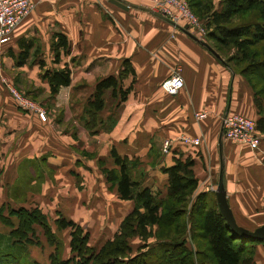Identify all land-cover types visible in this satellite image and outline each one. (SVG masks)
Wrapping results in <instances>:
<instances>
[{"label": "crops", "instance_id": "0c3cea01", "mask_svg": "<svg viewBox=\"0 0 264 264\" xmlns=\"http://www.w3.org/2000/svg\"><path fill=\"white\" fill-rule=\"evenodd\" d=\"M120 1L129 8L121 9L109 0H33V11L13 30L9 43L29 46L23 62L17 56L24 45L10 50L14 60L7 63L17 71L15 86L26 99L40 101L48 109L46 121L23 110L28 122L12 127L7 107L12 97L2 84L3 215L8 217V209L24 208L40 209L45 216L46 207L57 206L53 222L71 221L88 232L96 221L104 230L99 236L103 245L134 207L132 201L119 199L115 186V191L108 190L105 171L118 169L110 156L114 148L120 157L138 161L142 185L159 197L168 188V176L161 169L178 159L190 160L197 181L193 198L202 193L215 197L221 180L236 223L248 230L258 228L252 223L264 216V129L257 124L264 114L258 111L251 86L226 62L228 57L214 49L206 28L198 37L185 24L179 25L207 43L218 57L155 16V0ZM214 6L220 9L219 0H214ZM57 34L65 36L68 51L56 61L52 43ZM229 51L231 57L234 50ZM64 68L70 71L69 84L51 94L46 73ZM176 69L184 86L170 96L160 86ZM108 77L117 82L115 96L111 89L104 91V108L95 127H89L87 104L97 82ZM120 89L127 90L123 102ZM197 113L203 117L197 118ZM227 114L255 123L260 140L256 150L223 137L222 119ZM23 132L11 145L14 134ZM182 138L197 139L199 145L185 144ZM164 141L170 144L166 153L161 149ZM26 181L24 195L37 191L29 196L34 204L28 205L27 198L18 202L11 195L27 186ZM14 218L10 217L13 223ZM0 227L4 233L1 222ZM188 247L194 248L190 240ZM253 247L252 263L264 264V242Z\"/></svg>", "mask_w": 264, "mask_h": 264}, {"label": "trees", "instance_id": "16d2710c", "mask_svg": "<svg viewBox=\"0 0 264 264\" xmlns=\"http://www.w3.org/2000/svg\"><path fill=\"white\" fill-rule=\"evenodd\" d=\"M186 1L191 11L205 21V28L209 30L206 37L211 40L214 49L222 54L234 50V54L226 62L239 68L252 88L258 111L264 114V47L263 52L256 48L264 41V0H219V10L214 9V0ZM237 16L241 21L234 24ZM22 45L23 42L20 46ZM22 49L17 56L20 62L27 58L29 46ZM52 51L56 61L61 52L67 53L65 36H55ZM123 72H128L126 63ZM69 76L68 68L47 72L51 94L59 87L67 86ZM116 87L117 82L112 77L97 82L92 100L87 104L89 127H95L97 114L104 108V91L111 89L114 97ZM126 94L127 90L120 89V102L125 101ZM257 126L260 130L264 129V118L258 121ZM110 156L118 169L106 170V179L112 187L115 186L119 199L133 202V209L124 217L114 237L97 251L88 246V235L73 222L58 220L56 223L59 229H71L70 247L72 253L77 252L78 257L52 259L50 264H253V245L264 241L247 240L232 233L216 203L212 207L207 206V194H199L183 210L179 206L183 197L186 202L191 200L197 188L190 160L178 159L172 166L161 169L168 176V188L167 193L159 197L142 185L143 174L137 169L138 161L120 157L114 148L111 149ZM182 211L185 215L182 213L181 217L179 214ZM10 217L17 219V226L13 225ZM181 218L185 219L182 221ZM0 222L12 229L6 235L8 249L0 247V261H4V264H21L11 254V238L30 244L26 235L34 233V225L49 232L46 218L38 209H8V217H5L3 208H0ZM153 227L164 228L166 239H157L156 243L143 247L145 252L128 257L131 253L128 239L138 235L146 242L154 236L151 232ZM155 236L158 237V233ZM3 240L4 236L0 235V244ZM189 240L194 249L188 247ZM199 240L200 244L197 242ZM29 264L36 263L29 261Z\"/></svg>", "mask_w": 264, "mask_h": 264}, {"label": "rangeland", "instance_id": "374dc122", "mask_svg": "<svg viewBox=\"0 0 264 264\" xmlns=\"http://www.w3.org/2000/svg\"><path fill=\"white\" fill-rule=\"evenodd\" d=\"M185 2L188 4V2L186 0H185ZM153 9H154L153 10L154 12L159 13V11H158L157 7H155V5L153 6ZM197 18L201 21L202 27H203V25L205 27V21L201 20L199 17H197ZM240 21L241 20H239V17L237 16V18L234 21V24H238V23H240ZM21 43H22L21 41L20 42L17 41L16 43L10 42L7 45L0 44V94L3 91L2 84L4 85V82H6L7 84L10 85V83H11L10 87L13 90L17 91V94L20 96V98L24 102L25 101L27 102V104H25L24 102L19 101L17 98L14 99L12 93L9 91L12 99H11L10 105H8L7 107L11 110V119L10 120H11L12 127L14 126L13 124H16V123L23 124L25 122H28L26 116L22 117V115H21V113L23 114V110H31L32 112H34L36 114H37L36 110H40V111L44 112V114L46 116L45 112L48 109V108L45 109L43 107L44 105L40 101L35 102L34 100L26 99V94L21 92L18 89V87L16 88V86H15V83H14L16 81L15 73L17 71L15 69H13L12 67H10L7 62L9 60H14V56L11 55L10 50H17L20 47ZM263 47H264V41L262 43H260L256 48H258V50L263 52V50H262ZM224 54H225L224 56L229 57L230 51L227 53H224ZM237 70H239V68H237ZM9 76L11 77L12 82L9 81V78H8ZM1 104H2V97L0 95V119L2 117V106H1ZM41 105H43L42 106L43 108L41 107ZM29 106H32V107H29ZM22 134H25V133L23 132V133L14 134V138L11 139V145H13V143L15 142L17 137L21 136ZM2 137H3L2 133H0V142L2 140ZM1 150H2V145H0V157L3 156L1 154ZM0 159H2V158H0ZM26 184H27V186H23L22 189H19V188L16 189L14 192H12L11 195L18 202H24L25 199L27 198L26 203H28V205H30L32 203L34 204L35 201L31 200V198H33V197H31L29 199V196H31L32 194H36L37 191H34V189H32L31 191H28V193H26L24 195V191L27 190L29 182L26 181ZM108 188H109L108 190H110V191H115V190H113L114 187H112L111 185L108 186ZM53 191H55V190H52V193H53ZM192 199H194V198L192 197L191 200H189L187 202H186V198L183 197L181 199L182 203H180L179 206L182 208V210L186 206H189L191 204ZM205 199L207 200V206L208 207H212L216 203V199L213 196H209V197L207 196ZM216 205H217V203H216ZM58 208L59 207H57V206H50V208L49 207L45 208V218L47 221V225L49 226V232L44 231V229L39 225H34V233L33 234L28 233L26 235L27 239L31 242L30 244L27 243L26 241L21 240V239L11 238L12 247L11 246L9 247L11 254L14 255V257L17 258L21 264H27V263L29 264V261L32 263H36V264H50L52 259L67 260L73 256L76 258L78 257L77 252L75 251L74 253H72V250L70 247L71 229L69 228L70 229L69 231L67 229H59V227L56 223L57 220L54 222L52 220L53 216L55 215V212H56V210H58ZM31 210H33V209H31ZM38 210L40 211V209H38ZM40 212L42 214V211H40ZM182 213H183V211L179 214V216H181ZM184 219L185 218H183V219L181 218L182 221ZM13 221H14V223L12 222L13 225L17 226V220L14 218ZM97 223L98 222L94 221L91 224L90 228H87V231L89 233L85 232L83 229H81L84 233H86L88 235V246L90 248H92V250H94V251H97L100 248L99 243L102 242L104 239L103 238V239L99 240L100 239L99 236H100V234H102V232L104 230H100L98 228L99 225ZM252 224H255L256 226L260 227L261 225L264 224V216H263V218L259 219V221H256L255 223H252ZM2 229H4L3 230L4 233L0 232V235L4 236V240L2 241V244H0V247L3 246L4 249H8L6 247V243L8 242V240H6V235L9 234V232L12 231V229H10L6 226H4ZM106 229L108 231V235L111 236L112 231L109 229V227ZM254 229L252 228L249 230L252 231ZM166 230H167V228H166ZM173 231H175V230H173ZM117 232H118V230H117ZM151 232L154 233V236L151 238H148V240L146 242L143 241L142 239H140V237L138 235H134L128 239V245L131 248V253L128 254V257L137 255L139 252H142V251L145 252L146 249H144L143 247L144 246L146 247L148 244L156 243L157 239H162V240L166 239L164 237V228L160 229L159 227H153ZM157 233H158V237L155 236V234L157 235ZM197 242L200 244V240ZM202 244H203V242H202ZM204 247H205V244H204ZM0 264H4V261H0Z\"/></svg>", "mask_w": 264, "mask_h": 264}, {"label": "built area", "instance_id": "2783aa9c", "mask_svg": "<svg viewBox=\"0 0 264 264\" xmlns=\"http://www.w3.org/2000/svg\"><path fill=\"white\" fill-rule=\"evenodd\" d=\"M159 14L170 19L174 23L180 25L185 24L193 34L201 37L205 34L206 29L201 25V21L191 11L185 0H155ZM34 9L33 0H0V44L6 45L11 39L13 30L20 22L28 17ZM4 85L12 93L14 99L24 102L15 90L4 82ZM184 86V80L180 69H176L173 74L161 83V89L164 93L174 96ZM27 104V102H24ZM32 107V106H29ZM37 116L41 121H46L44 112L36 110ZM197 118H202V113L195 115ZM222 135L226 140L239 145L248 146L256 150L259 147V135L256 125L253 121L244 118L240 115L227 114L222 119ZM181 141L185 144L198 146L199 140H190L182 138ZM169 142L164 141L162 151L166 153L169 148Z\"/></svg>", "mask_w": 264, "mask_h": 264}, {"label": "water", "instance_id": "95a60500", "mask_svg": "<svg viewBox=\"0 0 264 264\" xmlns=\"http://www.w3.org/2000/svg\"><path fill=\"white\" fill-rule=\"evenodd\" d=\"M109 2L114 4V5H116L117 7L121 8V9H126L127 10L129 8V6H127L126 4L122 3L120 0H109ZM153 14L155 16H157L158 18L168 22L169 24H171L175 28H178L180 31L184 32L190 38H192L197 43H199L201 46L205 47L212 54L217 56L216 53L214 52V50L207 43H205L202 40L198 39L197 37L192 35L190 32L185 30L183 27L179 26L178 24L174 23L170 19L164 17L163 15H161V14H159L157 12H153ZM215 199H216V203H217V206H218V210H219L220 214L222 215V217L224 218L227 226L232 231V233L236 234L238 237L243 238V239L252 240V241H254V240H256V241H264V224L261 225L260 227L256 228V229L250 231L248 229H245V228L239 226L236 223V221L234 219V216L232 214V211H231V209L229 207V204H228V201H227V198H226V193H225V190H224V186H223V183H222L221 180L219 181L217 189L215 191Z\"/></svg>", "mask_w": 264, "mask_h": 264}]
</instances>
